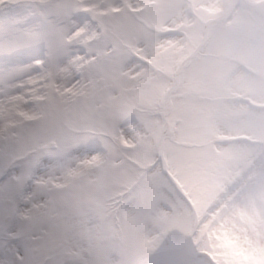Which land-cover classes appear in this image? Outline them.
<instances>
[{"label": "rangeland", "instance_id": "1", "mask_svg": "<svg viewBox=\"0 0 264 264\" xmlns=\"http://www.w3.org/2000/svg\"><path fill=\"white\" fill-rule=\"evenodd\" d=\"M101 1L85 0V5L97 7L99 11L103 8L112 10L117 6L114 0H106L108 6L101 8ZM149 1L133 0L129 7L136 10ZM157 1L160 3L158 8H150L148 15L142 17L148 21L149 27L140 26L139 19L132 16L120 20L110 17L106 21L109 35L106 40L104 39L103 45L106 72L97 80V94L80 98L81 106L76 117L63 130L64 136L77 138L81 141L82 148L91 151L88 155L80 154L76 157L79 161H87L89 167L91 162L103 155L101 152H95L98 144L108 145L111 149L112 156H106L100 165V171L103 166L105 171L101 173L97 171L93 186H89V189L98 187V190L118 189L124 192L133 184L140 185V188L146 185L155 190L156 195L153 196L155 198L154 200L152 198L149 204L145 199L146 192L142 196L139 188L134 193L137 201L135 200L127 212L128 221L132 222V225H129L130 236L126 240L124 236L119 241L115 239L116 230L108 216L110 210L101 211L97 208L90 212L89 207L93 206L88 205L86 206L88 212H81V208L78 207L77 213L72 217V222L76 221L79 226L78 233L71 238L58 235L52 242L58 247L74 248L78 255L75 258L81 260L83 264H137L136 259L128 260L131 248L137 247L139 251L136 256L140 264H147L145 263L147 258L151 264H159L155 263L156 259H152L151 256L172 248L175 249L173 252L163 255L166 257L163 263L264 264V190L262 194L258 193L260 188L264 189V160L260 161L256 157L259 149L251 147L255 143H235L234 146L219 148L212 144L214 137L220 134L264 138V114L247 112L254 109V106L264 105V19L254 21L242 8L238 10L231 28L223 29L219 25L213 26L214 20L220 19L225 12L223 0H195L198 4L196 14L188 11L182 14L183 0ZM256 1L264 3V0ZM174 9L181 12L162 24L161 18L171 15ZM11 11L12 9L6 6L3 17ZM210 12L211 14H208ZM126 19L127 24L132 25L131 28H126L129 26L125 24ZM181 21L189 25L187 37L181 39L161 37L164 30L174 31L170 29L172 27L178 30L177 25ZM208 23L212 25L209 26L212 31L210 46L206 50L209 58H203L201 61L198 56L197 61L194 58L196 62L190 66L192 68L188 71L185 84L187 86L184 88L187 95L175 99L177 105L173 115L174 121L179 124L169 131L168 123L158 115L162 111L157 108V103L164 91L167 92L174 85L177 68H181L183 62L190 58L193 51L202 43V33ZM151 27L158 28L160 33L155 36V32L149 30ZM121 29L127 33L126 38L116 39L115 36ZM137 34L138 40L134 41ZM227 37L231 40H227ZM241 41L244 42L237 44ZM110 45L117 46L113 54L108 53ZM132 49L135 50V54L131 55ZM5 51L6 42L0 34V56H5ZM234 54L237 59L252 64L259 72L254 74L251 71L245 75L237 74L240 72L237 70V75L233 74ZM13 63H19L20 67L5 73L3 69L6 66V59H0V129L6 128V131L0 132V173L14 157L16 162L26 151L29 150L32 155L35 149L41 148L42 153H47L48 148L43 146L46 147L47 143L61 139L60 136H49L34 141L21 135L24 127L34 123H28L16 110L29 114L34 112L36 104L34 106L27 104L34 99L32 90L36 85L27 84L28 73L23 67L26 63L24 59ZM152 64L154 69H151ZM156 68L162 72L157 75L150 72ZM146 73L151 76L145 84L142 81L129 84ZM134 86L136 90H133ZM124 89L128 92L125 93ZM117 91L120 93L123 91L122 100L116 99ZM134 92H138L139 101L134 99L137 96H132ZM165 97L166 100L168 96ZM232 97H235L236 101ZM147 99L150 101L149 105ZM136 116L142 120L131 118ZM181 142L194 144L196 147L186 150L179 145L171 144ZM37 143L39 145L36 147ZM112 143H122L124 147L142 143V146L136 153H119L118 148ZM158 143H167L169 154L167 164L170 163L173 170L178 171L182 181L193 191L195 199H199L198 194L206 193L212 184L214 186L217 177L220 178V182L228 184L229 179L234 178L236 174L239 176L229 189L221 192L206 213L196 218L201 212L197 210L192 212L182 200L174 198L175 190L159 174V169L150 176L143 173L146 164L156 158V152L152 147ZM60 153L61 151L57 154ZM49 158L51 159V156ZM130 158L133 161H129ZM30 159L32 160L21 165V170L15 174V178H10L0 185V242L3 241L1 233L13 205L18 200L21 184L34 157L30 156ZM196 160L209 161L212 167L210 165L206 168L204 175L191 173L190 170L184 171L188 176L183 173V169L188 166L189 169L197 168L201 173V163L197 164ZM248 162H251V170L248 168L243 171ZM68 163L69 159L64 160L60 156L53 162L51 168H44L39 172L37 176L43 178L40 182H37V176L35 177L32 189L26 194V203L21 209L23 220L16 229L15 240L12 238L10 244H19L25 240L33 244L40 243L42 233L26 231L28 217L41 205L46 204L53 193L65 191L53 188L46 181L66 183L64 168ZM72 164L79 170L86 167L75 161H72ZM125 166L131 170L128 175L130 179L125 178L127 181L119 180L122 178L119 175L114 181L117 184L114 185L108 181L107 176H104L105 172L108 174L111 170L119 172ZM83 178L78 177L76 180L80 193L82 183L92 181ZM163 188L167 189V194L159 193L158 189ZM212 197L208 199L211 200ZM109 202L110 199L106 196L102 204L94 207L107 206ZM173 210L175 213H170ZM65 238L69 240V244L65 243ZM191 248L195 258L190 257Z\"/></svg>", "mask_w": 264, "mask_h": 264}, {"label": "snow or ice", "instance_id": "2", "mask_svg": "<svg viewBox=\"0 0 264 264\" xmlns=\"http://www.w3.org/2000/svg\"><path fill=\"white\" fill-rule=\"evenodd\" d=\"M12 11L0 23V34L6 42L5 73L20 67V53L26 63L27 84L33 89L37 101L34 112L29 114L19 109L17 114L34 124L24 127L21 135L34 141L49 136H60L57 147L69 151V163L65 166L64 184L47 180L53 188H64L62 193H53L51 199L34 212L26 225V231L40 232V243L26 240L19 244L0 242V264H83L69 251L56 246L52 241L58 235L71 238L79 226L72 222L78 211L81 194L78 177L83 173L72 161H79L72 150L81 145L75 137L64 136L63 130L77 115L81 97L97 94L96 83L106 72L103 59V23L90 15L85 0H14L7 5ZM2 10V9H0ZM23 41V43H19ZM22 99V97H17ZM6 128L0 129V132ZM53 161L45 157L38 162L36 172L51 168ZM37 182L43 178L36 177ZM22 253V255H21Z\"/></svg>", "mask_w": 264, "mask_h": 264}, {"label": "bare ground", "instance_id": "3", "mask_svg": "<svg viewBox=\"0 0 264 264\" xmlns=\"http://www.w3.org/2000/svg\"><path fill=\"white\" fill-rule=\"evenodd\" d=\"M263 190H264L263 187L259 189V191H258L259 195L263 193ZM258 217H259V216H258ZM259 218H260V217H259ZM256 220H258V219H257V216H256Z\"/></svg>", "mask_w": 264, "mask_h": 264}]
</instances>
